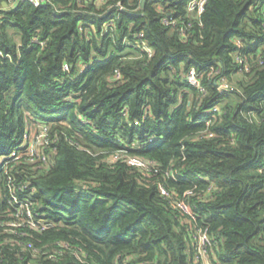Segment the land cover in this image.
Instances as JSON below:
<instances>
[{
    "label": "trees",
    "instance_id": "trees-1",
    "mask_svg": "<svg viewBox=\"0 0 264 264\" xmlns=\"http://www.w3.org/2000/svg\"><path fill=\"white\" fill-rule=\"evenodd\" d=\"M188 1L0 0V264H264V0ZM14 192L46 228L5 230Z\"/></svg>",
    "mask_w": 264,
    "mask_h": 264
},
{
    "label": "built area",
    "instance_id": "built-area-1",
    "mask_svg": "<svg viewBox=\"0 0 264 264\" xmlns=\"http://www.w3.org/2000/svg\"><path fill=\"white\" fill-rule=\"evenodd\" d=\"M12 3H14L16 0H10ZM35 5H41L45 3L48 0H29ZM98 2L102 0H97ZM209 0H189L187 4V11L189 14H192L194 16H200L204 10L206 9L207 2ZM171 15V14H169ZM164 22L167 25H171L175 27L178 25V20L174 17H165ZM191 21L186 24V22L183 21L182 25H180L179 30L182 36L188 37V30L191 29ZM144 33H141L139 36L142 37ZM238 56L237 58L239 59ZM240 61H243V58L241 57L239 59ZM199 72L196 68H191L187 74V79L190 82L191 85L194 87H197L201 90H205L204 86H202L200 82ZM219 88L221 91H225L229 88H232V85L225 79V77L221 78V83L219 84ZM217 109V107H214V110ZM25 139L22 143V147H26V154L30 155V159L32 161H42L44 163L49 162V153H46L43 148L50 142L49 141V127L45 126L43 124H39L38 129L30 128L25 132ZM152 140V138H151ZM123 156L129 164L136 166L140 169H142L145 172H153L156 171V165L154 164L153 160L147 159L145 157L136 156V155H128V154H116L114 157L115 159L118 157ZM22 155H19L16 151L12 153L10 158L20 159ZM162 192L167 193V191L162 187ZM9 203L11 204L13 208V216H10L7 218V220H4L2 222V225L5 226V230L20 233L17 230V226H21L23 224H30L34 228L38 229H44L48 226L47 223H45L41 218L36 219L34 217L33 212V204L28 199H21L15 192L12 194ZM179 207L184 209L187 213L191 214V208L187 203L184 201H178L177 203ZM25 212V213H24ZM25 214V216H24ZM212 241L209 236L207 229H200L199 230V236L197 237V253L199 256L204 257L207 254L208 247L211 246ZM30 245V244H28Z\"/></svg>",
    "mask_w": 264,
    "mask_h": 264
},
{
    "label": "water",
    "instance_id": "water-1",
    "mask_svg": "<svg viewBox=\"0 0 264 264\" xmlns=\"http://www.w3.org/2000/svg\"><path fill=\"white\" fill-rule=\"evenodd\" d=\"M146 2H147V0H142V2H141L142 7L145 6Z\"/></svg>",
    "mask_w": 264,
    "mask_h": 264
},
{
    "label": "crops",
    "instance_id": "crops-1",
    "mask_svg": "<svg viewBox=\"0 0 264 264\" xmlns=\"http://www.w3.org/2000/svg\"><path fill=\"white\" fill-rule=\"evenodd\" d=\"M207 264H210V262L207 260Z\"/></svg>",
    "mask_w": 264,
    "mask_h": 264
},
{
    "label": "rangeland",
    "instance_id": "rangeland-1",
    "mask_svg": "<svg viewBox=\"0 0 264 264\" xmlns=\"http://www.w3.org/2000/svg\"><path fill=\"white\" fill-rule=\"evenodd\" d=\"M34 127H36V126H34Z\"/></svg>",
    "mask_w": 264,
    "mask_h": 264
}]
</instances>
